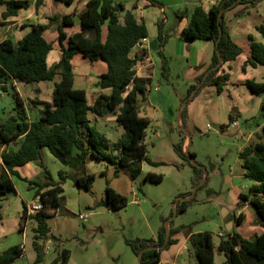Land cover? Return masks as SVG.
Here are the masks:
<instances>
[{
  "label": "trees",
  "instance_id": "1",
  "mask_svg": "<svg viewBox=\"0 0 264 264\" xmlns=\"http://www.w3.org/2000/svg\"><path fill=\"white\" fill-rule=\"evenodd\" d=\"M56 1L71 5L75 0ZM236 1L219 0L209 10L197 5L188 25L182 31V36L186 40H211L215 43L216 50L209 69L220 63L217 49L223 58V64L212 70L206 78L204 73L197 80L199 83L203 82L204 87H215L219 93L230 79L229 73L219 75V71L224 64L235 60L244 51L231 36V26L226 12L243 5L244 8L237 13L241 15L250 8L258 6L262 0H240L234 4ZM151 3L153 6L161 7V3L157 0H151ZM30 6V0H0V8L3 9L0 10V25L17 16L21 9H29ZM222 10L225 11L221 13ZM177 16L183 18L180 12ZM79 17L80 31L71 34L65 31V27L74 26L73 15H55L50 17L48 24L34 23L24 26L30 27V31L18 41L17 45L11 39H0V97L1 90H8L6 83L9 80L40 84L43 81H54L57 76L60 78L59 81H55L52 100L44 102V109L38 119L32 122L29 120L24 101L18 92L14 93L16 102L14 114L5 120L0 119V148L6 147L0 153L3 160L0 167V209L8 193L15 190L13 177L26 181L28 189L34 191L33 197L41 202L42 207L29 215L28 205L23 203L21 229L29 220L36 223L33 228V247L36 251L37 263L44 261L45 242L51 240L58 249L62 241L53 234L49 219L63 208L65 198L63 184L70 179L78 189L93 192L96 178L87 170L89 157L109 163L115 167L116 173L120 169H126L134 179L143 172L144 162L158 165L157 162L149 159L145 143L151 120L139 114V99L146 95L153 79L151 76L140 77L135 70L138 61L148 57V50L134 57L131 56L141 39L149 36L146 24L140 23L134 13L126 9L124 3L113 0H89L86 9ZM55 23H58V42L62 52L59 62L49 66L48 58L54 45L46 38L45 32ZM163 24V20L158 22V52L163 57V75L169 78L170 67L161 51V47L168 39ZM257 30L264 35V25L257 26ZM248 39L251 55L244 68L247 65L264 66V42L257 40L252 34L248 35ZM78 54L91 63L103 61L108 66L107 72L100 76L98 85L103 90L110 89L111 92L99 93L91 104L88 102L86 90L75 87L72 60ZM245 84L253 94L264 96V81L247 79ZM196 87L197 84H194L189 88L186 99H191L190 95ZM196 95L197 93L194 97ZM90 113L97 117L115 116L117 123L124 128V133L113 142L95 126L89 118ZM187 116L186 106L181 116L182 124L186 128H188ZM256 118L257 126L260 128L255 132L254 140L248 142L239 153L245 175L254 183L250 187L249 194H240L241 201L238 204L243 205L247 202L254 207L258 220L264 228V124L260 123L261 119H264V101ZM233 121L235 119L231 116L230 122ZM221 127L224 129L225 125ZM188 130L191 133V130ZM180 134L181 140L175 144L174 149L182 160L193 166L197 183L204 177V170L192 163L190 157L196 160V154L190 151L189 157L184 150L186 132L180 130ZM21 136L25 138L20 147L16 150H8L7 146ZM46 148L68 168L59 172L58 181L53 178L44 163L43 151ZM31 162L42 169L35 179L23 177L17 169ZM145 181L161 183L163 177L148 172ZM189 202L183 200L178 204L177 212L186 211ZM102 203L111 204L110 210H119L129 204V198L108 184L106 198ZM237 221L238 225H242L244 216L241 214ZM168 230L170 237L166 242ZM180 232L187 233L193 254L200 264H215L216 246L213 234L207 231L193 232L185 225L174 228L169 224L168 228L165 223L156 238H136L127 240V243L137 256L141 254L142 264H161L163 249L176 244L178 240L175 237ZM217 249L225 254L226 264H264V231L254 234L253 237H246L233 229L221 239ZM23 254L24 250L20 245L11 246L0 253V264H11ZM70 256V250L64 248L52 263L68 264Z\"/></svg>",
  "mask_w": 264,
  "mask_h": 264
},
{
  "label": "rangeland",
  "instance_id": "2",
  "mask_svg": "<svg viewBox=\"0 0 264 264\" xmlns=\"http://www.w3.org/2000/svg\"><path fill=\"white\" fill-rule=\"evenodd\" d=\"M120 1L129 3L132 0ZM185 1L187 4L181 11L186 8L192 10V0ZM65 6L63 4V8H66ZM179 9L166 5L165 16L160 12L158 14L159 19L164 20L166 16L169 19L168 23L163 24V29L168 34L164 52H178L175 30L180 21L177 16ZM151 10L154 11L150 12V16L154 15L153 13H158L155 8ZM250 10L251 13L244 16L247 27L245 30L264 42V35L257 30V26L264 25V0L258 4L257 8H250ZM149 23H151V30L155 31V25L151 20ZM151 38L154 39L153 36ZM151 51L156 52V50ZM153 56L157 71L149 99L152 108H155L159 116L148 127L145 143L149 159L157 162L158 165L146 161L143 166L145 173L153 172L162 175L163 181L153 183L145 182L144 177L138 179L133 183L134 192H137L136 196L132 192H128L127 179L121 176L120 182L126 184L124 191L127 194L120 193L129 198V204L119 210H109L102 203L106 198L107 185L111 186L112 179L116 180V178H109L106 171L105 174L104 171L95 172L96 180L92 193L77 187L75 189L72 181H66L63 208L49 219L53 234L62 240L58 249L55 248L54 243L45 242V248L48 249L45 250L44 261L40 263L35 261L33 228L36 223L30 220L27 223L25 236L20 232L18 226L15 233L0 240V253L14 245L25 248V256L12 264H53V260L62 253L64 248L69 249L71 253L68 264H139L138 256L127 240L156 238L161 226L165 223L168 228L169 224L174 228L185 225L193 232H211L216 246L215 264H226L225 254L217 249L221 239L228 235L224 211L229 210L231 214L234 212V223L237 227H242L240 233L244 236L253 237L256 231L255 227L262 226L254 207L246 202L243 205L238 204L241 201L240 194H249L254 181L246 177L245 170L242 168L239 153L244 147L245 140L236 127L229 123L230 128L226 129L225 125L223 129L220 120L206 114L201 120H198L197 128L191 131L190 144V151L196 154V162L204 170V177L197 183L193 166L182 160L176 153L174 146L181 140L178 117L182 106L185 102L189 104L194 97L193 93H197L194 103L197 105L200 102L201 107H204L206 106L205 100L208 99L210 93L202 83L200 87L197 86L192 91L191 99H186L190 88L189 83L194 82V76L187 74L189 66L187 59L180 55H174L173 61L170 62L172 72L170 70V76L167 78L163 75L162 70L163 57L159 53H154ZM84 62L82 60L74 62L77 72L84 69ZM99 72L96 69L88 76H78V82L86 80L90 85L95 86L100 77ZM14 83V80H9L6 83L8 90H3L0 97V119L2 120L14 114V106H16L14 93L17 92ZM52 86L53 83H50L45 89L48 97L51 96ZM156 86H159V91L155 90ZM261 121L262 124L264 119ZM240 125L245 130L256 129L258 127L257 118H253L250 122L243 121ZM106 132L113 142L116 141L117 137L114 135L113 129L106 130ZM254 138L255 133L250 141ZM103 162L110 171L115 168L109 163ZM49 168L52 169L51 165ZM22 184L17 180L18 188L25 190ZM183 200L190 201L189 205L186 211L177 212L176 206ZM3 203L5 208H8L4 229L10 230L14 220L19 216L21 206H23L22 200L19 198L18 205H16L18 207L10 205L9 201L6 203L3 201ZM80 213L87 217L83 219L84 217H80ZM241 214L244 216V222L242 225H238L237 218ZM176 237L178 238L176 244L163 249L161 264H200L198 258L193 254L187 233H177Z\"/></svg>",
  "mask_w": 264,
  "mask_h": 264
},
{
  "label": "crops",
  "instance_id": "3",
  "mask_svg": "<svg viewBox=\"0 0 264 264\" xmlns=\"http://www.w3.org/2000/svg\"><path fill=\"white\" fill-rule=\"evenodd\" d=\"M89 0H75L73 4L67 5L65 3L56 1V0H30L31 6L29 9H21L19 11V14L17 16L11 17L10 19L6 20L5 24L0 25V39H11L16 45L18 41L23 38L29 31L30 27H24L27 24H34V23H40V24H48L50 22V17L59 15H73L74 19V26H67L65 27V31L69 34L80 31V14L86 9V5ZM114 1V0H113ZM161 3V7L153 6L151 3V0H132L129 3H125L124 1H114V2H122L126 6L127 10H130L134 13L137 20L140 23H145L148 31L149 36L148 38H151V36L154 37L153 40H158V34H159V27L158 22L162 19H159V12L165 16L166 11V5L167 6H175L180 8L178 12L181 13L182 19H180L178 23V27L175 30L176 36H177V45H178V52H164L166 48V44L161 47L162 54L166 57V60L168 62V65L170 62L173 61L174 55H180L181 57H184L187 59V62L189 64L187 69V74L194 76V82L189 83L190 87L194 84H197L198 80L197 78L201 75H204V78L206 77L207 73H209L210 69L209 66L212 63L213 56L216 50V45L211 40H186L182 36L183 29L188 25L190 18L192 16V13L197 5H202L206 10H209L214 4H216L219 0H192V10L187 9L186 11L182 12L183 6H185L187 3L184 0H157ZM166 3V4H165ZM63 4H65L66 8H63ZM253 7V8H257ZM157 9L158 13H153L154 15L150 16V12L154 11L151 9ZM244 8L243 5H240L236 7L233 10H228L227 13V20L229 25L231 26V36L232 38L240 44L244 51L241 55H239L235 60L227 62L224 64L219 71V75L224 73L230 74V79L227 81V83L223 87V91L221 93L217 92L215 87H205V89L210 93L208 96V99L205 100L204 107H201V104H195V100L197 97H194L189 104H187L188 108V116H187V125L188 129L191 131L194 130V128H197V122L198 120H201L205 114L208 115L211 118H214L216 120H220L221 125H226V129L230 128L229 123L230 117L232 116L235 121H238V125L234 126L238 131L241 133L243 139L245 140L244 146L250 141L253 134L259 130L260 126H258L256 129L252 130H245L244 128H241V122H247L251 121L253 118H256L259 116L261 111V105L264 101V96H259L253 94L250 89L246 86L245 81L247 79H254L259 82L264 81V66L259 65L258 67H253L251 65H247L244 68V65L248 58L251 55V47L250 42L248 39L249 33L245 30L246 23L244 20V16L249 15L251 13V10L249 9L246 13H243L241 15H237L242 9ZM3 10V9H1ZM53 12V13H51ZM187 12V13H186ZM155 25L156 30L152 31L149 21ZM163 22L166 24L169 22L168 16L165 17ZM252 34V33H250ZM58 23L51 25L45 32L46 38L51 41L54 45L53 50L49 54L48 62L49 66H53L56 63L59 62L61 58V49L58 42ZM253 35V34H252ZM51 36V37H50ZM255 36V35H254ZM257 40L258 37L255 36ZM152 38L150 41H153ZM260 41V40H259ZM159 43V41H158ZM157 43V47H158ZM167 43V42H166ZM152 49L148 50V57L140 59L135 66V70L137 71V75L140 77H148L151 76L153 81L151 83V86L149 87L146 95L144 97H140L139 99V114L143 117H147L152 121L156 120L158 118L159 114L156 113L155 108H152V104L150 102V96L149 93L152 91V85L154 83V80L156 79V62L154 59V53H159L158 48L156 52H152ZM143 51H139L138 49H134L131 53V56L134 57L137 54H141ZM85 61L84 63V69L80 70L79 72L76 71L74 62L75 61ZM73 66H74V73H75V87L79 89H85L87 92V98L89 104H91L95 98L96 95H98L101 92L110 93V89L103 90L99 87L97 83H99L100 77L96 82L95 86H92L87 82L86 80H81L78 82V76H88L89 73H92L98 69L100 72V76L107 72L108 66L103 61H97L94 63H91L88 59L84 58L81 54L76 55L72 60ZM171 66V64H170ZM169 66V67H170ZM170 70L172 72V66L170 67ZM59 76L55 78L54 81H43L38 84V88L40 91H37L34 88L33 84L30 83H24V82H17L15 81L14 86H16L17 92L19 93L20 97L23 99L25 108L27 110L29 120L32 122L36 119H38L41 115V111L44 109V102H50L51 96L46 95L45 89L47 88L48 84L53 83L52 89H51V95L54 88L55 81H59ZM202 82L197 84V86H200ZM155 90L159 91V86L155 87ZM203 90V89H202ZM4 91H2L3 93ZM211 97V98H210ZM14 112H15V106H14ZM89 118L93 121L95 126L99 129V131L105 133L108 137V133L106 130L113 129L114 135L117 137L116 141L122 136L124 133V128L120 126L115 116H106V117H97L95 114L90 113ZM178 121H180V115L178 117ZM116 123V124H112ZM150 124V125H151ZM264 123H262L263 125ZM242 129V130H239ZM181 136V134H180ZM25 136H21L14 142H12L9 146H7V149H18L20 145L23 143ZM110 138V137H109ZM111 139V138H110ZM112 140V139H111ZM114 141V142H116ZM188 137L184 144V150L186 151L188 149ZM6 147L3 146L0 148V153L3 152V150ZM242 150V149H241ZM240 158V157H239ZM43 160L47 168L52 173L53 178L58 181L60 179L59 172L62 170H68L66 166H64L57 158L53 156V154L46 148L43 151ZM3 164V160L0 157V167ZM161 164V163H159ZM51 165V168L49 166ZM21 175L23 177H26L28 179H35L37 176L41 173V167L37 165L34 162L28 163L24 166H20L17 168ZM87 170L89 173L95 174V172L100 171H106L109 178H116L112 179L111 186L117 191L127 194L124 191V185H128L129 189L128 192H132V194L137 196V192H134L133 183H135L138 179L144 177L145 181V175L148 173H145L144 166H143V172L139 177L134 179L131 174L126 169H120L118 173H116V169L109 170L107 168V165L105 166L103 161H97L94 159V157H89L87 162ZM121 176H124L126 180V184H122L120 182ZM119 178V179H117ZM14 183H15V190L13 192H9L7 195V199L4 201L10 202V205H14L15 207H18V200L19 198L22 200L23 203H27L28 206H30L32 202H37L38 199H34V191L28 189V183L24 180H21L20 178L13 177ZM17 180L21 181L23 184V188L26 190H20L17 185ZM72 180L68 179L67 182H70ZM66 182V183H67ZM131 182V183H130ZM147 182V181H145ZM73 183V181H72ZM74 185V183H73ZM65 186V183L63 184V187ZM75 187V185H74ZM76 189V187H75ZM11 199V200H9ZM247 204V202H246ZM5 204L2 202V208L0 209V212L2 214V217L0 218V240L3 237L8 236L9 234L15 233V230L20 227V232L23 234V236L26 235L27 231V223L24 225V228L21 229V214L23 211V206H21V211L19 212V216L16 220L13 222V226L10 230L4 229V225L7 220V209L4 206ZM107 208V207H106ZM109 209V208H107ZM17 210V209H16ZM62 209H59L58 211H61ZM110 210V209H109ZM233 210V209H232ZM57 211V213H58ZM74 212V211H73ZM56 213V214H57ZM75 214V212H74ZM227 216L230 217V220L232 222V228L231 230H236L238 232L241 231L242 227H237L234 223V212L232 214L229 210H227ZM80 217H84L85 219L87 215H84L80 213ZM232 217V218H231ZM30 221V220H29ZM229 224H225L227 227ZM238 228V229H237ZM257 233H262L264 231L263 226L255 227ZM6 230V231H5ZM231 230H228L231 231ZM242 234V233H241ZM248 237V236H246ZM177 238V237H175ZM178 239V238H177ZM53 243L51 240L49 241ZM24 250L23 256H21L19 259H22L25 256V248L22 247ZM56 248V247H55ZM48 248H45V250ZM17 259V260H19ZM16 260V261H17ZM15 262V261H14ZM13 262V263H14ZM162 262V261H161ZM12 264V263H11Z\"/></svg>",
  "mask_w": 264,
  "mask_h": 264
},
{
  "label": "water",
  "instance_id": "4",
  "mask_svg": "<svg viewBox=\"0 0 264 264\" xmlns=\"http://www.w3.org/2000/svg\"><path fill=\"white\" fill-rule=\"evenodd\" d=\"M239 1H240V0H237L234 4H236V3L239 2ZM234 4H233V5H234ZM224 11H225V10H222L221 13H223ZM157 43H158V40H153V41L151 42V44H150V49H152V50H157V48H158V47H157ZM217 44H218V41H217ZM217 53H218L219 58H220V63H219L218 65H216V66H213V67L209 70L210 72H211L212 70H214V69L219 68V67L223 64V58H222L220 52L218 51V49H217ZM210 72H209V73H210ZM209 73H207V75H208ZM207 75H206V76H207ZM205 78H206V77H205ZM202 83H203V82H202ZM33 85H34V88H35L37 91H40L39 88H38V84H37V83H34ZM201 85H202V84H201ZM201 85H200V86H201ZM200 86H199V87H200ZM191 94H192V93H191ZM194 95H195V94L193 93V96H194ZM186 106H187V103L185 102V104L182 106V108H181V110H180V113H179V115H180V121H179V124H180V130H184V131L186 132L187 136H188V140H189V142H188V149L186 150V152H187V154L189 155V154H190V144H191V133L189 132L188 128L184 127L183 124L181 125V123H182L181 116H182L183 110L185 109ZM189 157H190V155H189ZM190 159L192 160V163H193V164H196V165L200 166V165L196 162V160L192 159L191 157H190ZM106 207H107V208H111L112 205L109 204V203H107V204H106ZM225 211H226V212H225ZM225 211H224V221H225V223L229 224V225L227 226L228 230H231V228H232V222H231V220H230V217L227 216V210H225ZM169 237H170V231L168 230L167 238H166V242L168 241ZM150 248H152V247H150ZM153 248H157V247H153ZM161 248H163V247H161ZM143 251H144V250H143ZM138 261H139V264H142V262H141V254L138 256Z\"/></svg>",
  "mask_w": 264,
  "mask_h": 264
},
{
  "label": "built area",
  "instance_id": "5",
  "mask_svg": "<svg viewBox=\"0 0 264 264\" xmlns=\"http://www.w3.org/2000/svg\"><path fill=\"white\" fill-rule=\"evenodd\" d=\"M151 41L148 37H144L141 39V41L137 44L136 49L139 51L149 50L150 49ZM238 121H233L231 124L236 126L238 125ZM210 128V125H209ZM42 207L41 202L38 200L35 204L28 206V214H34L37 210H39ZM220 235H223V233H220Z\"/></svg>",
  "mask_w": 264,
  "mask_h": 264
}]
</instances>
